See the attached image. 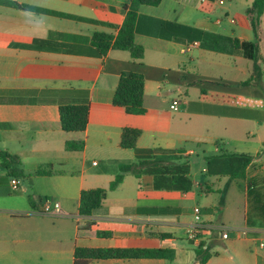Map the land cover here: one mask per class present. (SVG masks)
Masks as SVG:
<instances>
[{"label":"crops","instance_id":"1","mask_svg":"<svg viewBox=\"0 0 264 264\" xmlns=\"http://www.w3.org/2000/svg\"><path fill=\"white\" fill-rule=\"evenodd\" d=\"M9 1L38 9L0 3V149L18 154L24 172L17 189L11 178L0 183V264H73L77 247L175 253L172 259L107 258L88 264H264V13L260 76L242 48L211 49L191 30L255 41L247 14L254 0L142 5L135 30V41L145 50L141 61L127 50L105 56L88 52L94 33L117 34L127 0ZM123 72L144 76L142 114L113 102ZM229 95L262 105L232 104L225 101ZM174 99L180 101L177 110L171 108ZM87 102L86 129L64 131L60 104ZM125 127L141 130L140 148L185 156L192 188L157 187L154 174L137 177L127 171L110 189L120 166L137 160L134 148L121 145ZM79 139L85 141L82 150L66 148L68 140ZM28 143L42 149L9 148ZM221 150L253 155L247 177L227 188V175L210 176L205 167L206 156ZM41 166L52 173L35 174ZM95 188L108 189L107 197L93 214L83 215L81 193ZM46 197L60 203L61 213H42ZM196 206L203 222L233 228L230 238L210 231L202 242L190 241L186 232L196 221ZM153 207L168 211H146ZM201 244L210 247L205 263L196 258Z\"/></svg>","mask_w":264,"mask_h":264},{"label":"trees","instance_id":"2","mask_svg":"<svg viewBox=\"0 0 264 264\" xmlns=\"http://www.w3.org/2000/svg\"><path fill=\"white\" fill-rule=\"evenodd\" d=\"M162 0H127L123 4L126 17L123 24L118 28L117 34L107 32L94 33L89 48V54L105 56L111 50H127L134 61H141L144 56V47L135 41V30L139 9L142 5H158ZM0 3L12 5L23 9H38L31 5L0 0ZM48 13L52 11L44 10ZM264 13V0H254L247 9L250 25L255 34V41H242L229 36L191 28L195 35L203 42L202 44L214 49L228 51L227 46L242 48L245 55L254 60V74L260 76L258 51L262 40L261 17ZM91 22L100 21L87 19ZM106 25V24H105ZM254 78V75L253 77ZM244 81L250 83L252 80ZM225 101L236 105L260 106V101L248 97L229 95ZM113 102L123 106L130 113L142 114L146 111L144 104V76L138 72H123L120 76ZM60 119L62 129L67 132L83 131L89 121V103H62L60 104ZM141 130L125 127L122 133L121 145L135 149L137 160L131 164L120 166L118 173L110 184V189H116L124 180L125 172L131 171L137 177L143 174H154L156 186H165L169 189L188 191L193 186V180L189 176L190 162L183 155L178 156L175 150L162 148L147 149L137 146ZM85 141L68 140L66 148L72 151H80L84 148ZM2 167L6 174L0 175V183L8 182L12 177L22 178L24 172L20 169V156L5 149H0ZM253 155L229 150H221L206 156V171L210 176L227 175L226 188L234 180L247 177V169L252 162ZM51 170L41 166L35 174H50ZM108 189L95 188L83 190L80 200V213L83 215L93 214L107 197ZM146 211L150 213L165 212L166 208L153 207ZM175 256L171 248H145V247H77L73 264H88L92 260L107 258H168ZM211 256L210 247L199 246L196 249V258L200 263H205Z\"/></svg>","mask_w":264,"mask_h":264},{"label":"built area","instance_id":"3","mask_svg":"<svg viewBox=\"0 0 264 264\" xmlns=\"http://www.w3.org/2000/svg\"><path fill=\"white\" fill-rule=\"evenodd\" d=\"M221 2H223V0H221ZM179 103L180 101L178 99H174L171 104V108L177 110L179 108ZM10 185L13 189H17L20 186V178L12 177L10 180ZM42 204L43 214H57L61 213L62 211L60 203L54 201L51 198H44ZM194 213L196 221L188 227L186 232L187 238L194 243L202 242L206 237V233L210 231L217 232L219 234V237H221L222 239L230 238L232 232L234 231L233 228L221 223L212 224L210 222H203L199 206H196L194 208ZM202 245L206 247L205 244H201L199 246ZM261 245L264 244L262 243Z\"/></svg>","mask_w":264,"mask_h":264},{"label":"rangeland","instance_id":"4","mask_svg":"<svg viewBox=\"0 0 264 264\" xmlns=\"http://www.w3.org/2000/svg\"><path fill=\"white\" fill-rule=\"evenodd\" d=\"M34 146H36V147H38L39 149H42V146H40L38 143L37 144H33ZM33 145H31L30 143H28V144H23V146H21V145H12V146H9V148L11 149V150H19V149H25L27 152H29V153H31L30 152V150L32 149V146ZM178 156H181V154H177ZM185 157V156H184ZM196 158H198V157H196ZM199 159V163H200V168H202V166H203V161H202V159L201 158H198ZM55 167L57 168V169H60V168H66V166H61V165H59V164H55ZM196 167H198V164L196 163L195 164V169H197ZM217 197V195L216 196H214V198H216ZM221 215V213L220 214H216V216L218 217V216H220Z\"/></svg>","mask_w":264,"mask_h":264}]
</instances>
